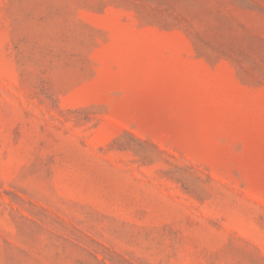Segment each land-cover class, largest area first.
Listing matches in <instances>:
<instances>
[{"label":"rangeland","instance_id":"rangeland-1","mask_svg":"<svg viewBox=\"0 0 264 264\" xmlns=\"http://www.w3.org/2000/svg\"><path fill=\"white\" fill-rule=\"evenodd\" d=\"M0 264H264V0H0Z\"/></svg>","mask_w":264,"mask_h":264}]
</instances>
